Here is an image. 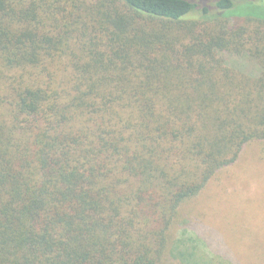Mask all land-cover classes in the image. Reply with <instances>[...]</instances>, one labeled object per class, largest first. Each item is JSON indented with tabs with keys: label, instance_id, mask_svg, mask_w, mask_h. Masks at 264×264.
Segmentation results:
<instances>
[{
	"label": "trees",
	"instance_id": "trees-1",
	"mask_svg": "<svg viewBox=\"0 0 264 264\" xmlns=\"http://www.w3.org/2000/svg\"><path fill=\"white\" fill-rule=\"evenodd\" d=\"M236 6L0 0V264H238L193 225L173 239L248 144L264 155V7Z\"/></svg>",
	"mask_w": 264,
	"mask_h": 264
},
{
	"label": "rangeland",
	"instance_id": "rangeland-1",
	"mask_svg": "<svg viewBox=\"0 0 264 264\" xmlns=\"http://www.w3.org/2000/svg\"><path fill=\"white\" fill-rule=\"evenodd\" d=\"M192 1L211 6L216 0ZM233 1L240 12L237 15L258 13L264 7V0ZM222 56L224 64L236 71L250 75L259 73L257 63L246 54L225 51ZM183 211L187 213L186 224L175 227L173 239L181 238L183 230L193 225L194 229L214 239L207 242L217 256L235 257L238 264H264V155L261 144H248L236 163L216 174L199 196L184 205ZM188 237L198 239L194 236L184 238ZM176 253L188 264H213L215 260L213 256L202 254L199 248L180 246Z\"/></svg>",
	"mask_w": 264,
	"mask_h": 264
}]
</instances>
